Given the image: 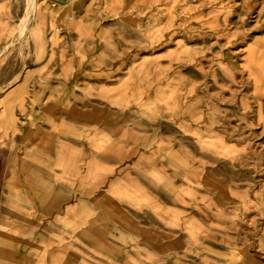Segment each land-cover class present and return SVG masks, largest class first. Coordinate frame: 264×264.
<instances>
[{
    "label": "crops",
    "instance_id": "0c3cea01",
    "mask_svg": "<svg viewBox=\"0 0 264 264\" xmlns=\"http://www.w3.org/2000/svg\"><path fill=\"white\" fill-rule=\"evenodd\" d=\"M64 1L0 6L17 32L26 18L14 47L29 74L23 108L0 104V264L242 256V168L200 144L177 74L102 25L129 16L119 0Z\"/></svg>",
    "mask_w": 264,
    "mask_h": 264
},
{
    "label": "rangeland",
    "instance_id": "374dc122",
    "mask_svg": "<svg viewBox=\"0 0 264 264\" xmlns=\"http://www.w3.org/2000/svg\"><path fill=\"white\" fill-rule=\"evenodd\" d=\"M119 1L129 16L98 18L102 25L114 19L136 56L149 52L160 59V72L177 74L182 104L199 106L191 115L204 129L200 144L223 158L221 168H242V256H215L213 264H264V0ZM34 2L0 0V6L31 11ZM25 20L17 32L18 18L0 16V104L12 109H22L27 94L28 66L15 63L14 47L27 40Z\"/></svg>",
    "mask_w": 264,
    "mask_h": 264
}]
</instances>
